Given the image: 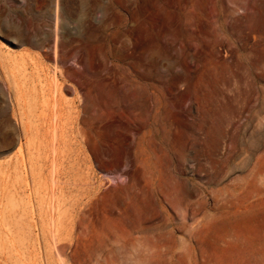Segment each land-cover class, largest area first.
Wrapping results in <instances>:
<instances>
[{"label":"rangeland","instance_id":"1","mask_svg":"<svg viewBox=\"0 0 264 264\" xmlns=\"http://www.w3.org/2000/svg\"><path fill=\"white\" fill-rule=\"evenodd\" d=\"M263 8L0 0V264H264Z\"/></svg>","mask_w":264,"mask_h":264},{"label":"bare ground","instance_id":"2","mask_svg":"<svg viewBox=\"0 0 264 264\" xmlns=\"http://www.w3.org/2000/svg\"><path fill=\"white\" fill-rule=\"evenodd\" d=\"M260 18L262 19L263 24H264V8H263V9L261 10V12H260ZM261 51H262V54L264 55V47H262ZM19 69H20V68H19ZM21 69H22V68H21ZM21 69H20V70H21ZM14 80H15V79H14ZM17 81H18V80H17ZM17 85H18V84H17ZM17 85H16V86H17ZM56 93H57V95L59 94L58 90L56 91ZM56 93H55V94H56ZM30 95H31V94H30ZM31 97H32V96H31ZM19 98H20V97H19ZM20 101H21V99H20ZM55 102H56V101H55ZM28 103H29V101H28ZM28 103H27V104H28ZM31 104H32V103H31ZM55 105H56V103H55ZM26 106H28V105H26ZM21 107H23V106H21ZM26 108H27V107H26ZM30 108H31V107H30ZM54 108H55V107H54ZM21 109H23V108H21ZM27 110H28V109H27ZM54 112H55V111H54ZM22 113H23V111H22ZM56 113H57V111H56ZM58 113H59V112H58ZM26 114H27V113H26ZM55 117H56V116H55ZM58 117H59V115H58ZM58 120H59V119H58ZM58 120H57V121H58ZM23 123H25V122H23ZM23 123H22V124H23ZM58 123H59V122H58ZM54 125H55V124H54ZM59 127H60V126H59ZM23 129H24V131H23L24 133H26V134H30V133H31V132L29 131V126H28L26 123L23 124ZM58 129H59V128H57V130H58ZM59 132H60V131H59ZM57 133H58V132H57ZM30 135H31V134H30ZM54 136H55V135H54ZM28 137H29V136H28ZM53 138H54V137H53ZM54 140H55V139H54ZM32 142H33V141H32ZM25 143H26V142H25ZM54 143H55V142H54ZM27 145H28V144H27ZM27 145H26V146H27ZM53 145H54V144H53ZM56 145H57V144H56ZM20 147H21L20 149L22 150L23 147H22V146H20ZM25 149H28V148L25 147ZM23 150H24V149H23ZM54 150H55V147H54ZM59 152H60V151H59ZM59 152H58V153H59ZM54 156H55V154H54ZM52 162H53V159H52ZM54 163H55V162H54ZM57 163H58V162H57ZM53 169H54V166H53ZM53 191H54V190H52V192H53ZM52 192H50V193H52ZM0 193H1V191H0ZM0 195H1V194H0ZM2 195H3V194H2ZM53 196H54V195H53ZM59 196H61V198H62V195H59ZM56 198H57V197H56ZM51 199H52V198H51ZM0 200H1V199H0ZM53 200H54V198H53ZM62 200H63V199H62ZM50 201H51V200H50ZM63 201H64V200H63ZM60 202H62V201L60 200ZM47 204H48V203H47ZM59 205H60V203H59ZM50 206H51V205H50ZM53 206H54V204H53ZM51 208H52V207H51ZM46 209H47V208H46ZM60 210H61V209H60ZM60 210H59V211H60ZM0 211H1V210H0ZM50 211H51V210H50ZM55 211H56V207L54 206V207H53V212H52V211L50 212V213H53V214L51 215L53 221H55V219H56V217H55V214H56ZM61 211H62V210H61ZM1 212H2V211H1ZM11 213H12V212H11ZM59 213H61V212H59ZM0 214H1V213H0ZM24 215H25V214H24ZM48 215H49V214H48ZM12 216H13V215H12ZM57 216H58V215H57ZM59 216H60V215H59ZM61 217H62V216H61ZM50 218H51V217H49V219H50ZM0 220H1V216H0ZM3 221H4V220H3ZM3 221H2V222H3ZM59 221H61V220H59ZM10 223H11V222H10ZM12 224H13V223H12ZM50 225H51V224H50ZM5 227H6V226H5ZM34 227H35V225H34ZM6 228H7V227H6ZM13 228H14V226H13ZM10 229H11V227H10ZM35 229H36V228H35ZM35 229H34V230H35ZM28 230H29V229H28ZM44 230H45V229H44ZM44 230H43V231H44ZM49 230H50V229H49ZM40 231H41V230H40ZM46 231H47V230H46ZM1 232H2V230H1ZM12 232H13V231H12ZM14 232H15V231H14ZM14 232H13V233H14ZM51 232H52V235H53V230H51L50 233H51ZM33 234H34V231H33ZM36 234H37V233H36ZM7 235H8V234H7ZM10 235H11V233H10ZM27 235H28V234H27ZM4 236H5V234H4ZM45 236H46V234H45ZM13 237H14V236H13ZM46 237H47V236H46ZM6 238H7V237H6ZM32 238H33V237H32ZM36 238H37V237H36ZM49 238H50V237H49ZM1 239H2V238H1ZM7 239H8V238H7ZM22 239H23V238H22ZM26 239H27V238H26ZM28 239H29V238H28ZM40 239H41V238L39 237V240H40ZM42 239H43V238H42ZM47 239H48V238H47ZM14 240H15V237H14ZM29 240H30V239H29ZM36 240H37V239H36ZM36 240H35V241H36ZM43 241H44V240H43ZM11 242H12V241H11ZM14 242H15V241H14ZM14 242H13V243H14ZM16 242H17V240H16ZM39 242H40V241H39ZM44 242H45V241H44ZM1 243H2V242H1ZM31 243H32V242H31ZM34 243H35V242H34ZM36 243H37V241H36ZM11 244H12V243H11ZM14 244H15V243H14ZM28 244H29V243H28ZM15 245H16V244H15ZM16 246H17V245H16ZM28 246H29V245H28ZM40 246H41V245H40ZM32 247H33V246H32ZM32 247H31V248H32ZM42 247H43V246H42ZM26 248H27V247H26ZM61 248L63 249V247H61ZM61 248H60V249H61ZM9 249H10V248H9ZM16 249H17V248H16ZM39 249H41V248H39ZM62 249H61V250H62ZM14 251H15V250H14ZM18 251H19V250H18ZM20 251H22V249H21ZM25 251H26V250H25ZM41 251H42V250H41ZM41 251H40V253H41ZM12 252H13V251H12ZM26 252H28V251H26ZM49 252H50V251H49ZM61 252H62V251H61ZM0 253H1V252H0ZM24 253H25V252H24ZM30 253H31V251H30ZM1 254H2V253H1ZM14 254H15V253H14ZM16 254H17V253H16ZM26 255H27V254H26ZM41 256H42V254H41ZM45 257H46V256H45ZM59 257H60V255L58 256V258H59ZM21 258H22V257H21ZM27 258H28V256H27ZM60 258H61V257H60ZM18 259H19V258H18ZM24 259H25V258H24ZM29 259H30V256H29ZM29 259H28V260H29ZM57 260H58V259H57ZM59 260H60V259H59ZM59 260H58V261H59ZM61 260H62V259H61ZM23 261H24V260H22V262H23ZM43 262H44V261H43ZM11 263H12V262H11ZM28 263H29V262H28ZM58 263H59V262H58ZM30 264H31V262H30ZM63 264H64V263H63Z\"/></svg>","mask_w":264,"mask_h":264},{"label":"crops","instance_id":"3","mask_svg":"<svg viewBox=\"0 0 264 264\" xmlns=\"http://www.w3.org/2000/svg\"><path fill=\"white\" fill-rule=\"evenodd\" d=\"M200 6H202L201 4H197V8H199ZM201 8V7H200ZM187 16H190V17H202V11H197L196 13H191V14H186Z\"/></svg>","mask_w":264,"mask_h":264}]
</instances>
